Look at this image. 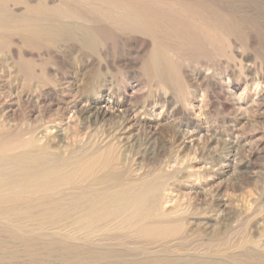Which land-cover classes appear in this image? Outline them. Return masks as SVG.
<instances>
[{
	"label": "rangeland",
	"instance_id": "rangeland-1",
	"mask_svg": "<svg viewBox=\"0 0 264 264\" xmlns=\"http://www.w3.org/2000/svg\"><path fill=\"white\" fill-rule=\"evenodd\" d=\"M220 1L243 9L255 8L254 26L260 33L257 40L251 47L238 45L233 50H239L243 62L255 66L254 74L258 75L264 52V0ZM128 37L109 36L93 52H76L73 43L48 48L52 55L57 52L63 59V65L52 58L47 61L52 77L47 87L57 92L48 100V116L58 119L66 129L63 142L58 139L54 147H74L87 139L88 131L92 138L105 134L109 140L124 133L128 140L120 142L118 138L111 151L112 156L124 159L123 169L118 170L120 180L144 174L160 176L169 196L164 206L174 213L166 219L184 221L180 241L175 236L152 240L119 228L80 234L83 240H75L74 227L53 226L59 227L60 233L50 234L47 225H35L43 220L34 215H17L13 220L18 225L7 226V215L0 213V264H85L91 258V264H238L236 260L241 258L245 264H263L264 251L245 243L244 237L248 232L254 233L256 239L264 235V99L256 101L257 86L252 81L245 82V72L238 67L240 56L233 52L229 58V52H220L188 64L193 56L187 54L183 75L191 94H186L169 84L162 89L144 70L141 57L151 47L148 36L131 34V42L126 44ZM144 41L149 44L138 49ZM87 55L93 57L94 69L85 66ZM98 66L111 84L118 110L106 114H93L92 110L93 115H88L73 108V104L81 99L86 106L83 99L96 89L92 73L98 71ZM207 79L217 84H208ZM57 86L59 90L63 88L59 91ZM162 95L167 102L157 101ZM126 104L130 110L125 109ZM15 106L8 123L27 122L37 127L35 114L28 116L25 101L16 100ZM4 131L18 132L12 127ZM67 234L74 236L68 238ZM217 236L228 244L219 243L217 250H209L205 257L194 255V250L204 247L209 237ZM178 245L183 248L176 250Z\"/></svg>",
	"mask_w": 264,
	"mask_h": 264
},
{
	"label": "bare ground",
	"instance_id": "bare-ground-1",
	"mask_svg": "<svg viewBox=\"0 0 264 264\" xmlns=\"http://www.w3.org/2000/svg\"><path fill=\"white\" fill-rule=\"evenodd\" d=\"M254 15L255 8L243 9L220 0H0V213L7 215L6 225H18L14 222L17 215H34L43 220L35 225H47L50 234L60 233L61 229L53 226L74 227L76 236L67 234V237L74 236L75 240H83L80 234L119 228L152 240L175 236L180 241L184 221L183 218L166 219L174 213H169L164 206L169 196L160 176L152 174L151 178L150 174H144L133 180H120L124 159L120 155L112 156L111 151L117 146L118 138L120 142L128 140L124 133L109 140L105 134L92 138L91 133L87 135L88 131L87 139L74 147L67 146L63 150L54 147L58 139L63 142L66 129L58 119L48 116V100L57 92L47 87L52 78L47 61L52 58L56 64L63 65V59L57 52L52 55L53 51L48 48L73 43L76 52H93L96 46L105 44L109 36L145 35L151 47L141 57L144 70L162 89L169 84L186 94L189 90L183 67L189 59L187 54L193 56L188 62L192 64L197 63L198 58L214 57L220 52H229V58L236 53L241 58L238 67L245 72V82L255 83L258 88L256 101H262L264 52L261 53L263 63L255 75V66L243 62L244 56L239 50H233L238 45L251 47L255 43L260 33L254 26ZM129 37L125 38L126 44L132 40ZM145 41L138 49L149 44ZM92 58L87 55L85 59L89 69L94 66ZM97 69L91 76L96 89L83 99L86 106L80 94V101L73 104V108L88 115L93 111V114H106L118 110L110 91L111 84L100 74L101 67ZM207 83L217 84L208 79ZM159 97L158 102H167L165 95ZM16 100L27 103L28 116L35 114L37 127L27 122L22 125L8 123L14 115ZM125 107L130 110L127 104ZM142 108L145 112L147 107ZM11 127L18 132H2ZM22 128L24 132L19 131ZM55 229L57 231H53ZM251 233L244 237V242L264 251V235L256 239ZM209 238L204 247L194 250L195 256L205 257L210 254L209 250H217L222 238ZM227 244L222 242V245ZM182 248L175 247L176 250ZM84 258L81 257V263ZM91 261L88 259L84 263L91 264ZM237 262L245 264L242 258Z\"/></svg>",
	"mask_w": 264,
	"mask_h": 264
}]
</instances>
